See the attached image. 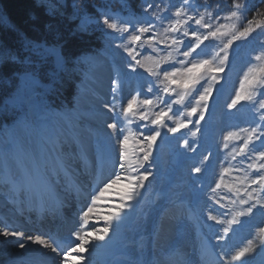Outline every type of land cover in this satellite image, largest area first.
<instances>
[{
	"label": "rangeland",
	"instance_id": "1",
	"mask_svg": "<svg viewBox=\"0 0 264 264\" xmlns=\"http://www.w3.org/2000/svg\"><path fill=\"white\" fill-rule=\"evenodd\" d=\"M36 2L44 5L48 12H51L56 8L54 7L55 5L51 0H36ZM152 2L159 3L161 5V8L165 6L169 7L168 12H161V15L164 17H170L171 11H173L175 7H178L183 3V1L174 2V0H156L150 1L148 3ZM189 3L192 6L190 9L191 13L193 15H198L199 12L196 11L193 3ZM146 15L147 14L144 13L142 14V16L128 15L119 18L115 16L109 17L112 18L116 23H118V25H120L124 22L136 24L137 21L142 20V18ZM205 20L211 23L214 28L219 24L231 25L230 21H225L223 19H216L215 22H212L208 19V17H205ZM236 22L238 23V21ZM99 27L103 28L104 35L103 37H101V41L103 42L104 46L99 52L100 58L97 56H93L95 54L91 53L83 54L78 58V62L81 65V69H83L84 74L79 84L80 94L72 99V103L74 106L73 110L50 108L43 97L44 93H48L50 86L41 84L37 77V74L28 72L25 74H21L17 78L16 88L14 92H12L9 97L3 100V105L7 103L5 113H7L8 116H11V118L8 120L6 125H1L3 123H0V169L13 166L11 159H13V156H17L15 154L16 152L20 155L19 151H27L28 147H25V145L23 144L25 138L27 139V143H30L31 148H34L35 151H38L43 158H45L49 154L47 148H44L45 139L42 136L41 132L42 122H45L51 127L53 126V123H57L66 136L68 135L74 141L80 142V138H83V135H80V133L85 132V126L88 127V124L91 126L95 123L98 124L96 120H101L103 122L98 124V127L101 130L98 129L96 134L98 140L103 139V141H98V144L103 147L105 144L109 143V145H112L114 147V151L115 148L119 149V147L117 146L118 134H121L119 133V129L123 128L125 134L129 130L146 134L151 128L154 127L153 125L147 123V121H141L138 118L134 119L133 123L128 124L125 118L120 114L121 107L126 106L127 100L131 99L132 96H135L137 92H140V99L147 97L153 99L154 101L156 100L157 94H159L161 98L166 102H170L168 100V97L170 96L159 92V90L155 88L153 90V93L147 92V83L149 81H153L154 78L149 76V74L143 68H137L136 72L131 71V68L129 67L131 58L127 55L123 48L117 47V44H120L122 39L120 38V34L117 32H113V30L111 29H108L106 25L103 24V19L94 20L87 17L80 18L75 23V27L73 29L78 33L88 34L91 30L100 31ZM186 27L189 28L190 32L192 30H196L201 33L205 31L191 21ZM124 35L126 36L127 33H125ZM150 35L151 33L144 34L142 40L147 39ZM175 35L178 37L180 36L179 33H176ZM161 38H163V34ZM180 38L183 39L185 43H188L190 40L194 41V38L191 35H189L188 37ZM226 39L227 37L223 39L210 38L209 40L204 41V43L201 45V48L197 49V52L200 53V55L197 56L196 53H194L193 56L196 59H200L203 58L205 53L207 52L205 58L211 59L217 52L220 51V48L217 49L219 45L218 47H216V42L224 43ZM210 40L213 42H211ZM258 40L261 44L264 43V38H258ZM251 42H254V38L251 40ZM237 45L238 43L233 42V45L227 50L228 59L224 62V64L229 63V65L225 68L223 67V71L215 72V76H217L218 82L210 81L208 79L201 80V84H203L205 87L208 83H212V89H216L215 91H213L211 96H208L206 102H202V104H206L208 108L201 107L198 109L196 114L188 117L186 115V108L196 106V99H198V95L195 92H192L190 95H188L184 101V106L178 105V107L181 106L180 109L183 115L182 119H184L186 122L190 120L191 123L188 124L187 128H182L177 133H170L167 131V128L160 129L161 134L153 143V147L151 149L152 155L149 158V161L145 163V166L148 172L151 173L147 180L148 182L153 181V177H155L156 174H160L157 171V168L159 167L158 169L164 171V174L167 176V180L178 181V184L175 187L177 191L185 190V192L188 193L191 192V185L192 189L193 186L195 187V189L198 186L197 183L192 184V181L188 175L189 169H192V166L190 163L184 164L178 168H176L175 166L180 161V157H183L184 155L189 156L190 153L193 152V144H196V147H203L204 144L209 146L208 148L210 152H208L205 156L208 159L206 160L204 166L206 168L210 167L209 169L210 171H212V175L211 177H206L208 176V174H204V172L200 173L201 177L205 179V183H208L209 180L213 181L211 186L209 187H214L217 183L221 182V172L223 169L228 168V165L224 163L228 157L235 159V161H237L238 158H241L240 163L242 165V169L237 172L240 173V176L236 178L230 177V180L236 179V181L241 182L240 202L242 203V201H247V203H242L240 211L247 213L248 207L254 203L252 201V203L249 205L247 200V198L249 197V193H251L252 200H254V198H256L257 196L263 195L264 191H261L258 185H252L251 187H249V180L257 175L254 169H250L248 167L249 164L253 163L255 154H253L252 159H249L245 155L236 154L234 149H238L240 146H242L244 139L247 137V131L242 130H250L252 128H257L258 126L264 127V122L260 121L259 119L260 110L258 107V103H256V101L264 99V96L257 95L253 98V101L244 100L247 101L250 105H245L246 103L241 100L235 108L229 107V105L232 103V100L236 97V93L240 91L239 87L241 88L240 84L243 80L242 78L240 79V77L247 66V64L243 60H239L230 65L233 55L237 53ZM241 45L242 44L239 43V46ZM129 46L131 47V45ZM158 48L163 49L164 45L161 44L158 46ZM259 50H262V48ZM139 51L141 55H139L137 59L141 60V62L147 66H152L153 62L147 59V57H154L156 55V52H154L152 48L147 44L140 46ZM168 51H171V49H168ZM40 53L41 55L44 54L45 56L50 57V63L54 67V73H56V75L59 74L62 69H66V65L64 63L65 61H63L64 59L60 55L58 46L53 47L42 44ZM163 54L164 53L161 52V55ZM223 55L224 53L220 52V57H222ZM177 58L183 59L182 56L176 57L175 53H173V59ZM106 61L109 63L108 67L106 66ZM215 63H219V57H217ZM230 66H233V68L229 73ZM162 67L167 68L169 67V65L165 64ZM177 67H179V65H177ZM99 68L106 69L108 73L109 68H111V72H113V74L111 73L112 76H115V70L118 71V77H113L111 80V89L112 86H115L114 88H116L113 100L111 99V94H108L110 93V89L108 90L107 88L109 85V76L107 77V84L103 86V93L105 92V94H107L106 98L101 99L98 97L100 94L97 93V84L96 81L92 80L91 75L96 70H99ZM203 71V68L200 69V72ZM89 73L90 78L88 77ZM173 87L176 86L173 85ZM196 88L200 89V91H203L200 85H196ZM177 90L180 91V89ZM261 90L264 91L263 89ZM214 93H218V95L216 96V98L211 99V101L213 100L211 104H207L209 102L208 100L213 97ZM171 97H173V99L175 98L174 95ZM113 104H115L116 107L114 111L110 112L108 109ZM175 105L176 104H173L172 108L177 106ZM164 107V103H160L159 107H156V105L154 104L149 109V114L151 115L152 111H159L160 108ZM141 110H143L142 107ZM201 112L204 116L203 120L199 119ZM207 115L209 116L207 117ZM169 116H172V113H169ZM118 118L119 123L117 124V130L114 131L113 129L107 127L109 123L116 122ZM85 121L86 123L83 124L82 122ZM167 123L171 125L173 121L167 120ZM197 128H201L199 129L200 134L197 133V135L193 137L189 129H191L192 131H196ZM55 130H57V128ZM229 132L238 133V136L233 140L225 141L224 137L227 136ZM24 133L26 135L25 138L24 136H22V134ZM203 135L205 136V138ZM135 139L136 137L133 136L132 138H130V142L132 143V141H134ZM140 139L142 140L143 137L140 136ZM185 139H187L188 141H192L190 144L191 148H186L184 146ZM261 139H264V137H261ZM225 144H227V148L225 147ZM133 146L135 154H138L142 158L143 153L138 151V147H142L143 145L141 144L137 146L133 143ZM253 146L257 147L258 149L264 150V145H261V142L258 139L254 138L253 144L249 145L250 148ZM88 147L90 148V145ZM10 148L13 149L11 153L7 151ZM25 153L21 154V156L26 157ZM198 153L199 154L196 156H198V160H200L203 153L201 150ZM156 158L158 159L159 164L157 163ZM18 159L21 161L23 166L24 162L22 161V157ZM194 162L195 161H193V164ZM257 163H264V161H257ZM200 164L201 163L199 162L197 165ZM118 167V165L114 166L113 164V168L109 171L108 175L113 173ZM140 169L141 171H144V168ZM120 171L123 177L122 170ZM235 171L236 168L234 167L230 170V172H234V174L237 175ZM245 176H247L248 179H245ZM123 182L124 179H121L119 184ZM155 182L157 181L155 180ZM222 182H226L225 188L227 190H238V188L229 187V180H222ZM155 184L157 185V183ZM163 184L166 185V182H163ZM211 191L212 188L207 193V200L210 198H214V195L211 194ZM0 199V203L5 207H8L7 201L3 199L1 194ZM119 200H121V196L119 197ZM221 200L223 203L230 204V198L228 196H222ZM257 200L264 201V196L260 197ZM3 210L6 211L5 209ZM180 210H182V208H180ZM5 215L6 217L11 216V212H8ZM180 220L183 221L185 233H180V227H176L172 229V231H169L171 237L181 238L182 235H185V240H191L193 236V225L191 223H187L184 217H182ZM244 222L246 224V227L244 230L245 238L243 240L245 242V245L243 247H247L249 245V242H251L253 251L242 257L241 261L238 262L239 264H244V261H247L248 264H264V243L261 242L260 231L261 229H264V206L258 203V207H254L251 213H247L244 215ZM115 229L112 228V232ZM163 231H165V229H163ZM165 237L167 236H164V238ZM5 238L7 239L8 237H0L1 240H4ZM18 247L19 246L17 244H12V242L10 241L6 242L5 244H0V253L3 251L0 256V261H3L5 263L10 261ZM43 253H46V251ZM1 262L0 264H3Z\"/></svg>",
	"mask_w": 264,
	"mask_h": 264
},
{
	"label": "snow or ice",
	"instance_id": "2",
	"mask_svg": "<svg viewBox=\"0 0 264 264\" xmlns=\"http://www.w3.org/2000/svg\"><path fill=\"white\" fill-rule=\"evenodd\" d=\"M191 7L192 6L190 5L189 0H183V3L180 6L175 7L174 10L171 11L170 17H164L161 15V12H168V6L161 8L159 3H147L143 9L144 13L147 15L143 17L142 20L137 21L136 24L124 22L123 24L118 25V23L110 17L105 16L103 18V24L106 25L108 29L120 34V38L122 39L121 43L117 44V47L123 48V50L131 58V63L129 64L131 71L136 72L137 68H143L149 76L154 78L153 81H149L147 83V92L153 93L155 88L165 95H174L175 98L170 102H166L159 94H157L155 101L147 97L140 99V92H137L135 96H132L131 99L127 100L126 106L121 107L120 114L125 118L128 124L133 123L134 119L138 118L141 121H147V123L153 125L154 127L146 134L133 132L131 130H129L126 134H123L122 138L118 134V144L120 147L118 149L117 158L114 161V166L118 165L122 170L123 178L128 181V191L125 195L121 196L122 203L118 206L116 213L105 217L106 226L104 228L96 230L97 234L94 236L92 233H76V240L80 241L79 245L69 246L66 249L62 248L55 240H51L50 242L48 239H44L40 235L27 237V239L31 240L33 243L40 245L43 248L50 249L51 252L56 253L57 256L61 257L60 264H68V259L71 256V253L76 252L77 248L83 251L85 244L91 242L89 237H92L95 241H104L108 236L109 229L113 227V222H115V224H119L123 219L122 213H124V210L126 208L133 207L131 201L136 200L138 195L137 190L145 187L144 182L148 180L151 175L147 168H145V163L149 161V158L152 155L151 149L153 147V143L161 134L160 129L167 128L168 132L177 133L182 128H187L188 124L191 123L190 120L186 122L184 119L178 118L177 114L173 112L172 105L176 104L184 106L186 97L192 92H195L198 95V99H196V106L186 108V115L191 117L197 113L199 108L206 107V104H202V102L207 101L213 85L212 83H208L205 87L201 84V80L208 79L210 81L218 82L217 76L212 73L223 71L224 62L228 59L227 50L232 46L233 42L241 39H247L257 29L264 33V19L257 18L264 17V12L257 10L256 16L252 19H247L246 13L250 11V8L246 2H241V0H233L231 9L227 15L223 17H216V19H223L225 21H241L239 28H237L235 23H232L231 25L219 24L214 28L211 23L205 20L206 15L209 20L213 18L211 11H208L206 8L204 12H199L198 15H193L190 11ZM244 20H246V24L243 23ZM190 21L205 31L203 33L196 30H192L190 32L189 28L186 27L189 25ZM125 33H127L126 36L124 35ZM146 33H151V35L147 39L142 40V37ZM176 33H179L180 36H176ZM162 34L163 38H161ZM189 35L194 38V41L190 40L188 43H185V41L180 38L188 37ZM224 37H227V39L224 41L223 46L211 59H196L193 56L194 53H196L197 56L200 55V53L197 52V49L201 48L204 41H207L210 38L218 39ZM145 44L156 52L154 57H147V59L153 62L152 66H147L142 63L141 60L137 59V57L141 55L139 51L140 46ZM161 44L164 45L163 49L158 48ZM129 45H131V47ZM168 49H171V51H168ZM161 52L164 54L161 55ZM220 52L224 53L222 57H220ZM173 53H175L176 57L182 56L183 59H173ZM217 57H219L218 64L215 63ZM254 59L261 63L259 66L252 65L248 68L247 72L244 74L243 80L241 81V90L236 93V97L229 105L230 108H235L241 100L253 101V98L257 95L264 96V91H258L260 89H264V50H261L258 55H255ZM165 64H168L169 67H162ZM177 65H179V67H177ZM202 68L204 71L200 72V69ZM173 85L176 87H173ZM196 85H200L203 91L196 88ZM245 85L248 86V91H245ZM177 89H180V91ZM115 91L116 88H113V92ZM160 103H164L165 107L160 108L159 111H152L150 115L149 109L151 106L155 104L156 107H159ZM256 103H258L260 110L259 119L264 122V99H260L256 101ZM115 107L116 105L113 104L108 110L112 112ZM141 107L143 110H141ZM169 113H172V116H169ZM199 119H204L202 112L200 113ZM167 120H172L173 123L169 125ZM107 127L115 131L117 130L118 125L113 122L109 123ZM189 131L191 132V135L195 137L199 129L197 128L196 131L189 129ZM242 131H247V137L244 139L242 146L238 149H234V151L238 155H246L249 159H252L253 154H255L253 163L249 164L248 167L250 169H254L257 175L249 180V187L252 185H258L259 189L264 191V163H257V161H264V150L258 149L255 146L251 148L249 147L250 144H253L254 138L260 140L261 145H264V139H261V137H264V127L258 126L257 128ZM119 133H124V129H119ZM133 136H135L136 139L132 141V143L137 146L141 144L143 145L142 147H138V151L143 153L142 158L138 154H130V138ZM140 136L143 137L142 140L140 139ZM237 136L238 133L229 132L224 139L225 141H229L235 139ZM47 142L53 145L51 152L42 162H35L34 170L28 172L24 177L25 182L29 184L37 183L45 188L50 186L51 173L59 175L63 171L67 174L68 169V163L64 154L58 151L56 147L59 144L58 137L49 136L47 137ZM184 146L186 148H191L187 139L184 140ZM225 147L227 148V144H225ZM192 150L195 151V149ZM7 151L11 153L13 149L10 148ZM133 155H135V159L132 158ZM207 159V157H204L200 162L201 165H203ZM140 168H144L143 173L139 171ZM192 171L199 174L202 171V167L199 165L194 166ZM229 171L230 169L228 168L223 169L224 173ZM131 172H135L136 175H130ZM121 178V173H115L114 179L102 182L103 187L97 188L98 194L92 195L91 197L92 205H96L105 192H107L114 185L119 184ZM245 179H248V177L245 176ZM222 180L223 177H221V182ZM5 183H8L13 188H16L19 181L10 174ZM220 186V183L216 184V188H220ZM213 191H215V189ZM249 199H252L251 193H249ZM242 203H247V201H242ZM257 203L264 206V201L257 200L248 207L247 213H251ZM221 207H223V205H221ZM93 210V207L89 206L87 211L83 213L82 219L85 224L87 223L89 214L92 213ZM247 213H237L231 220L227 221L228 225L231 226L232 224L237 223L238 221L236 217L243 216ZM208 219L215 220L216 223H223V221L219 220L216 216L210 215ZM223 231L224 234L227 235L229 228H224ZM260 231L261 242L264 243V229H261ZM0 236L16 237L20 240L18 246L22 249L26 247L23 243L25 234L12 228L7 223H5L3 229L0 230ZM251 251H253V248L251 242H249L247 247L240 248L232 254L230 258L220 257L219 259L221 264H233V262L241 261L242 257L246 256ZM244 264H248V262L244 261Z\"/></svg>",
	"mask_w": 264,
	"mask_h": 264
},
{
	"label": "trees",
	"instance_id": "3",
	"mask_svg": "<svg viewBox=\"0 0 264 264\" xmlns=\"http://www.w3.org/2000/svg\"><path fill=\"white\" fill-rule=\"evenodd\" d=\"M51 1L56 8L48 12L46 7L36 0H0V111L3 100L15 90L17 78L28 72L37 74L44 84H51L55 78L50 90L51 101L61 105L70 104L72 96L76 93L77 77L72 72L68 74V69L53 76L51 59L41 55V45L58 46L60 55L69 68L75 65L76 58L81 54L96 52L103 46L102 27H99L100 31L91 30L88 34L78 33L73 29L80 18L100 19L110 13L138 15L148 0ZM232 2L233 0H197V4L201 5L198 12H204L207 8L213 14L211 21L215 22L217 16L228 14ZM241 2H246L250 8L246 13L247 19L256 16L257 10L264 12V0ZM230 22L235 23L237 28L240 27L241 21ZM243 23L246 24V20ZM251 37L264 38V33L257 29L247 39L234 42L243 44ZM260 63L257 62L256 65L259 66Z\"/></svg>",
	"mask_w": 264,
	"mask_h": 264
},
{
	"label": "bare ground",
	"instance_id": "4",
	"mask_svg": "<svg viewBox=\"0 0 264 264\" xmlns=\"http://www.w3.org/2000/svg\"><path fill=\"white\" fill-rule=\"evenodd\" d=\"M95 59V58H94ZM92 60V59H91ZM93 61V60H92ZM98 61V60H97ZM96 62V61H95ZM97 63V62H96ZM109 75H108V71L106 70V69H104V68H99V70H96L94 73H92V75H91V78H92V80H94V81H96V87H97V89H98V92L99 93H101L102 95H103V86H105L106 84H107V77H108ZM108 84H109V78H108ZM101 114V113H100ZM96 122L98 123V124H100V123H102L103 121H101V120H96ZM53 129V128H52ZM55 130V129H54ZM56 133H58V130H55V131H53L50 135H48V136H54ZM24 135V134H23ZM26 139V138H25ZM27 140V139H26ZM25 146L27 145V142H25V143H23ZM51 146H53V145H51ZM77 148H78V152H81V147L78 145V146H76ZM76 152V151H75ZM16 154H17V156H18V158H21L22 157V161L24 162V165L22 166V169H21V173H23V175H25V174H27L28 172H31V171H33L34 170V165H35V163H34V158L36 159V157H38L37 156V152L36 151H29L27 154H26V157H23V156H21V153H20V155L16 152ZM76 155L78 154L77 152L75 153ZM75 163L77 164V159L75 160ZM1 172H2V174H1ZM20 173V174H21ZM5 174V175H4ZM12 175L13 177H15V175L12 173V171L11 170H9L8 168H1L0 169V184L2 183V181H3V179L4 178H7L9 175ZM4 175V176H3ZM127 191H128V189L127 190H125V192L124 193H122L121 195H125L126 193H127ZM109 192H110V190H108L107 192H105V194L102 196V199L104 200V202L108 199V197H109ZM1 200V199H0ZM126 203V202H125ZM3 206H2V204L0 203V218L2 217V218H4L5 219V217H6V215L5 214H7L8 212H6V211H4L3 209L4 208H2ZM96 208V207H95ZM95 208H93V209H95ZM96 209H98V208H96ZM94 211V210H93ZM112 213V212H111ZM114 213V212H113ZM111 214V215H114V214ZM13 214V211H11V218H12V220L11 221H9V220H6L5 219V223H7V224H9V225H11V226H14L15 227V225H18L19 226V229L18 228H16V230L17 231H21V232H23L24 234H25V238L23 239V243L26 245V247L25 248H20V247H18L17 248V250H16V252H15V254L13 255V257L11 258V260L10 261H8V262H1V263H3V264H34L36 261H45V262H48V263H50V262H52V259H55L54 257H55V253H53V252H51L50 251V249H46V248H43L42 246H40V245H37V244H35V243H33L31 240H29V239H27V236H32L31 234H30V232L29 231H31V228L30 227H28V226H26L23 222L21 223V222H18V218L16 217V216H13L12 215ZM122 222V221H121ZM123 223V222H122ZM122 223L120 224V226L122 225ZM125 223V222H124ZM117 228V227H116ZM118 229H119V226H118ZM0 230H2V229H0ZM109 232H112V228H110L109 229ZM1 238L3 237V236H0ZM110 236H107L106 238H109ZM106 238H105V240L103 241L104 243H106L109 239H107L106 240ZM8 241H10V242H12V244L13 243H15V244H17V245H19V242H20V240L18 239V238H16V237H8L7 239L5 238L4 240H1L0 239V244H5L6 242H8ZM98 242V241H97ZM87 245H88V243L87 244H85V246H84V250H83V252H86V254H91V253H93L95 250H97V249H95V250H91V249H89V248H87ZM100 245H101V243H98L97 244V248L98 247H100ZM20 251V252H19ZM46 251V253H43V252H45ZM3 252V251H2ZM1 252V253H2ZM1 253H0V256H1ZM73 261H77V262H79V260H77V259H73V260H70V261H68V264H74V262ZM80 264H82L81 262H79ZM90 263H92V261L91 260H89V261H86L85 262V264H90ZM54 264H57L56 262L54 263Z\"/></svg>",
	"mask_w": 264,
	"mask_h": 264
}]
</instances>
